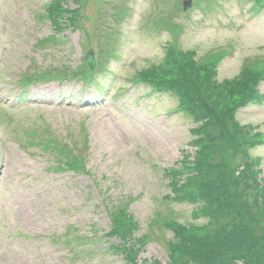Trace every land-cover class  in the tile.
<instances>
[{
    "label": "rangeland",
    "instance_id": "1",
    "mask_svg": "<svg viewBox=\"0 0 264 264\" xmlns=\"http://www.w3.org/2000/svg\"><path fill=\"white\" fill-rule=\"evenodd\" d=\"M50 1L0 0V264H125L108 250L118 242L114 238L81 245L89 256L68 252L62 240L70 226L81 234L108 232L104 198L115 212H126V225L135 221L126 233L139 261L167 264V241L174 235L166 215L209 230L214 220L191 219L197 205L188 198L164 199L173 183L167 173L188 172L198 150L193 140L206 136L191 133L201 122L176 111L182 97L161 82L181 79L184 65L192 73V64H203L198 58L212 50L228 49L227 56H211L204 69L193 64L199 78L191 83L210 105L240 107L234 113L240 133L211 131L220 142L212 160H223L221 172L228 174L250 164L254 189H240L247 194L242 202L251 205L264 191V62L253 64L264 58L246 72L241 67L246 58L264 54V8L252 11L260 5L254 0H192L186 11L185 0H63L74 28L58 33L48 19ZM170 39L172 49L166 48ZM89 50L105 62H97V70L107 69L97 75V89L57 81L82 72ZM55 65L50 77L56 80L22 95L24 73ZM227 83L236 90L228 92ZM249 96L260 103L242 105ZM43 128L62 141L71 138L73 153H86L84 174L50 170L67 153L39 150ZM257 133L260 143L248 145Z\"/></svg>",
    "mask_w": 264,
    "mask_h": 264
},
{
    "label": "trees",
    "instance_id": "2",
    "mask_svg": "<svg viewBox=\"0 0 264 264\" xmlns=\"http://www.w3.org/2000/svg\"><path fill=\"white\" fill-rule=\"evenodd\" d=\"M60 1H55L53 6L50 5L49 15L53 20L55 13L60 10ZM189 65H191L190 62ZM183 68H186V65ZM184 73L185 69H181L177 74L183 78ZM164 82L167 83L170 90L176 92L177 96H184L183 101L187 104L186 112L196 115L199 109V115L208 118L205 126L191 130L192 134L202 133L206 138L203 137L205 139L203 142L198 140L199 138L193 140V144H198L199 157L196 167L193 168L195 174L189 177L188 186L192 187V194L197 196V201L202 202V208L198 214L203 211L206 216L214 220V224H210L214 233L211 231L203 236L195 234L189 240H179L174 246L173 252L181 258L182 262H185L184 264H264V230L256 234L257 224L251 215L254 211L246 210L239 200L240 197L246 196L245 190H241L238 194L232 193L228 190L224 173L217 171V175H213L217 169H222V164L220 161L212 160L213 155L217 154L219 150L220 142L213 138L214 136L211 137V131L232 132L234 135L240 133V127L233 117L236 107L232 106L217 112L212 108L213 105H209L201 97L203 93L196 85L190 87L191 80L188 82L189 84L186 83L185 78L182 80L170 78L168 82L167 80ZM226 86L228 90L230 83ZM184 88L192 91V97L183 90ZM235 90H228V92ZM199 103H201L200 107ZM250 171L249 164H247L243 169V174ZM247 189L253 190L254 187L248 185ZM257 189L260 191L262 188L257 186ZM263 202L264 191L259 195L256 194L252 205L257 210ZM243 210L245 213L242 216ZM261 222L258 223L261 224ZM181 232L183 233L184 230L182 229Z\"/></svg>",
    "mask_w": 264,
    "mask_h": 264
},
{
    "label": "water",
    "instance_id": "3",
    "mask_svg": "<svg viewBox=\"0 0 264 264\" xmlns=\"http://www.w3.org/2000/svg\"><path fill=\"white\" fill-rule=\"evenodd\" d=\"M88 62L92 65V61H88ZM88 62H87V63H88Z\"/></svg>",
    "mask_w": 264,
    "mask_h": 264
}]
</instances>
